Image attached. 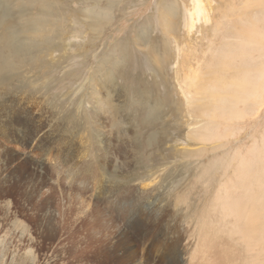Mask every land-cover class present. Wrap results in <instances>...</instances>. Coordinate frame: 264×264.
I'll list each match as a JSON object with an SVG mask.
<instances>
[{
  "label": "rangeland",
  "instance_id": "obj_1",
  "mask_svg": "<svg viewBox=\"0 0 264 264\" xmlns=\"http://www.w3.org/2000/svg\"><path fill=\"white\" fill-rule=\"evenodd\" d=\"M200 1L0 0V264H264V94L181 96L264 9Z\"/></svg>",
  "mask_w": 264,
  "mask_h": 264
},
{
  "label": "bare ground",
  "instance_id": "obj_2",
  "mask_svg": "<svg viewBox=\"0 0 264 264\" xmlns=\"http://www.w3.org/2000/svg\"><path fill=\"white\" fill-rule=\"evenodd\" d=\"M192 1H194V5L197 9H202L200 0ZM250 4H254L255 7L264 9V0H252ZM31 28L32 27L30 26V29ZM41 34L42 32L40 33V35H38V37L40 38H38L39 40L37 39V42L43 41V35ZM231 35L233 40L229 41V45L226 46V48L222 49V54L218 55L220 56V60L217 56L215 69H210L208 73L206 72L207 74L203 76V79H194L195 85L192 88L191 86L184 84L187 87H184L185 89L182 91L181 96H183L182 102L186 104V108L196 107L197 109H201L202 105L206 106L205 102L208 103V107L210 109L216 103L220 104V107L222 109L227 106L229 107L230 105L234 107L237 101L240 104L243 103L244 105H248L249 101L252 98L256 100L264 94V62L260 65V69L258 68L254 71H246V67H243L241 65L240 68L239 64V67H235V64L240 61V58L241 62H245V57L247 55L249 56V49H252L255 46H262V48L264 49V27H261L260 29L255 28V25L244 20L241 26L233 27ZM0 36L3 37H0V45L3 44L4 46H6L9 37V29L5 27V29L0 32ZM260 54H262V52L259 53V56ZM231 69L237 73V78L235 76L236 80L227 82L224 80V77ZM1 70H3L2 64L0 65V71ZM257 104H260V102L256 101L254 106ZM238 107L241 108V106ZM246 107L247 106H245V108ZM241 113H243V111ZM211 114V112H208V114L206 115ZM248 216H251V212L248 214ZM247 243L252 244L250 241H248Z\"/></svg>",
  "mask_w": 264,
  "mask_h": 264
}]
</instances>
